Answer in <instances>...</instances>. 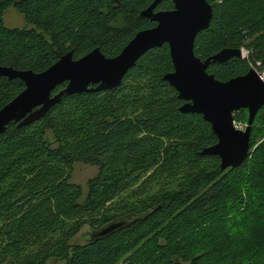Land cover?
Here are the masks:
<instances>
[{"label":"trees","instance_id":"1","mask_svg":"<svg viewBox=\"0 0 264 264\" xmlns=\"http://www.w3.org/2000/svg\"><path fill=\"white\" fill-rule=\"evenodd\" d=\"M154 0H0V66L42 73L61 56L95 48L117 56L155 23L140 17ZM207 29L194 41L204 60L222 49L247 58L212 64L219 81L264 67V0H206ZM13 8L30 28L9 29ZM163 1L156 10H171ZM242 50V49H241ZM166 44L145 53L112 90L63 96L41 119L0 135V264H264V107L254 118L250 151L237 168L201 155L217 142L200 115L164 75ZM65 84L53 91L56 93ZM24 89L0 77V109ZM248 113H234L237 124ZM75 164L94 166L83 200L71 182ZM144 220L99 241H75L129 215Z\"/></svg>","mask_w":264,"mask_h":264},{"label":"water","instance_id":"2","mask_svg":"<svg viewBox=\"0 0 264 264\" xmlns=\"http://www.w3.org/2000/svg\"><path fill=\"white\" fill-rule=\"evenodd\" d=\"M163 1H170L173 8L156 10ZM139 15L155 26L137 32L113 58L105 57L95 48L78 59H73V52H69L42 73L0 66V77L9 81L18 79L24 84V89L0 109V135L11 123L20 127L41 119L63 96L119 87L145 53L166 44L173 71L164 75L163 80L183 101L179 111L200 115L217 139L201 155L217 157L221 171L241 166L250 151L254 118L264 107L261 74L250 68L246 74L223 82L207 73L210 65L241 59L242 55L240 49L225 48L204 60L195 56V38L208 28L212 18V8L206 0H154ZM63 84V88L53 93ZM240 110L248 113L243 130L234 125V113ZM151 213L117 218L99 229H89L84 241L110 237Z\"/></svg>","mask_w":264,"mask_h":264},{"label":"rangeland","instance_id":"3","mask_svg":"<svg viewBox=\"0 0 264 264\" xmlns=\"http://www.w3.org/2000/svg\"><path fill=\"white\" fill-rule=\"evenodd\" d=\"M3 22L4 26L9 29L13 28H30L27 26L24 18L22 15L17 13L13 8H9L4 11L3 13ZM242 50L245 51V54H243L242 57L247 58L248 57V51L245 49V47L241 48ZM251 68H254L257 72L263 73L264 72V67H262L260 64L257 65H250ZM240 125L241 128H245V124H237ZM239 128V129H241ZM97 174V168L94 166H89V165H83V164H75L72 168L71 172V182L78 184L82 188V196L80 200H83V198L86 195L87 192V186L86 183L88 180L93 178ZM89 232V228L84 227L80 233V235L77 236L75 239L76 242L82 243L84 242V239L86 238L87 234ZM48 264H53V263H48Z\"/></svg>","mask_w":264,"mask_h":264},{"label":"built area","instance_id":"4","mask_svg":"<svg viewBox=\"0 0 264 264\" xmlns=\"http://www.w3.org/2000/svg\"><path fill=\"white\" fill-rule=\"evenodd\" d=\"M242 53L245 54V51L242 50ZM256 64L259 65L260 63H256ZM250 65H251V64H250ZM258 73H259V72H258ZM259 74H261V77H262V79H263V81H264V72H263V73H259ZM235 126H236L237 128H241L240 125H236V124H235Z\"/></svg>","mask_w":264,"mask_h":264},{"label":"bare ground","instance_id":"5","mask_svg":"<svg viewBox=\"0 0 264 264\" xmlns=\"http://www.w3.org/2000/svg\"><path fill=\"white\" fill-rule=\"evenodd\" d=\"M161 4V3H160ZM240 51H241V55L243 56V53H242V50L240 49ZM242 58H244V57H242ZM241 58V59H242ZM234 125H235V122H234ZM236 127V126H235ZM237 128V127H236ZM239 129V128H238ZM244 128H241V130H243Z\"/></svg>","mask_w":264,"mask_h":264}]
</instances>
